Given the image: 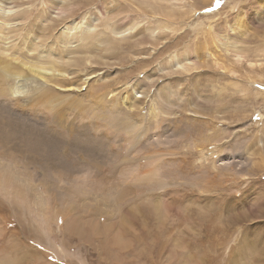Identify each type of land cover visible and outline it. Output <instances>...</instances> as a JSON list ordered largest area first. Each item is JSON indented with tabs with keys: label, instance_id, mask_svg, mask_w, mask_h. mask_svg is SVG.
<instances>
[{
	"label": "rangeland",
	"instance_id": "1",
	"mask_svg": "<svg viewBox=\"0 0 264 264\" xmlns=\"http://www.w3.org/2000/svg\"><path fill=\"white\" fill-rule=\"evenodd\" d=\"M26 3L0 48L69 49L77 90L0 100V264H264V0ZM32 122L59 141L25 159L6 135Z\"/></svg>",
	"mask_w": 264,
	"mask_h": 264
},
{
	"label": "bare ground",
	"instance_id": "2",
	"mask_svg": "<svg viewBox=\"0 0 264 264\" xmlns=\"http://www.w3.org/2000/svg\"><path fill=\"white\" fill-rule=\"evenodd\" d=\"M8 2H9V0H0V12L1 11H3V12H7V11L9 12L10 11L9 8L6 9L7 7L5 5V4H8ZM25 3H26V0H25ZM248 4H250V3L248 2ZM27 5H29V4L26 3L25 5H23V7H25ZM56 6H57V4L53 3V1H50L47 8L49 11L50 10L58 11L56 14H57V16H59L61 18H62V16H67V13L65 12V10L62 9V7H56ZM21 7H22V5H21ZM21 7L18 6L17 8H21ZM11 12H12V9H11ZM62 19H65V18H62ZM80 25H82V22L79 23L78 26H80ZM71 26L77 28L76 24L72 23ZM73 29H75V28H73ZM73 29L69 28V25H66L64 28H62V31H63L62 35L64 37H68V35L71 34L70 32L73 31ZM2 31H3L2 28H0V34H2ZM29 41L30 40L28 39V37L25 36V38L22 42H20V43H19V41L17 43L14 42L12 45V48L10 50V53L6 52L8 50H3L2 48H0V100L4 101L7 99H10V100L18 103L21 101L22 98H24L28 94L31 95V96H28L30 98L33 97V98L41 99V98H47L48 96L52 95V97H51L52 99H49V101L50 100H58V99L60 100V99H64L65 97H68V96H62V95H59L57 93H54L55 90H58L60 92L76 91L77 90L76 86H75L76 81H72L71 78H68L66 69L62 68V66H61L62 65L61 62L63 61V60H61L62 55L63 54H69L70 50L67 49V50L63 51L61 49L59 51V53H57L58 55H55L54 53H53L54 55L48 54L49 51L47 53L46 50L45 51L41 50L39 52H37V50H36V52H35L30 48L29 44L31 42H29ZM32 42H33V40H32ZM63 57H64V55H63ZM25 79H27L29 81L32 80L34 83L41 82L42 86H39V85L35 86V89H33L30 93L29 92L30 89H28L29 85L27 86V89H26V86H24L25 83L24 84L22 83L23 81L24 82L27 81V80L25 81ZM87 80H88V78H86L84 80V83ZM41 89H43V90L45 89L46 91L45 92H39V91H41ZM68 98L70 99V97H68ZM72 99L75 100L74 98H72ZM124 101L125 100L123 99V102ZM130 105H131V102L125 103L126 109H129ZM117 106L118 105L112 106V108H113L112 109V115L114 117H116L118 114V107ZM4 109H7V108H4ZM5 111H7V110H5ZM16 115H17V113L11 114V116H13L15 118L18 117ZM113 116H110V118L113 119ZM19 117L17 118V120L19 122L23 123L22 121H24V120H21V118L19 120ZM9 118L8 119L13 121V122H14V120H16V119H13L11 117H9ZM19 122H15V123H19ZM119 122L120 121H118V123ZM21 123H19V124H21ZM34 123L35 122H32L31 124L29 123L28 125H26V127H22V128L19 126V127H17L18 129H14L11 125L10 126L13 129L8 127L9 128L8 130H10L8 132L9 135L8 134L6 135L7 139L9 140V142H8L9 146L7 145L8 149L18 152L25 159L32 158L33 148L36 149V151H38L39 147H43V146H41L40 143H42V142H40V141L43 140L44 138L46 140H44L45 142L42 144L45 147L49 146V142L51 143V142L59 141L56 139V136L53 134V132L47 131V130L43 132V131L39 130V128H36ZM121 123H122V121H121ZM124 125H126V124H124ZM14 127H16V126L14 125ZM26 129H29L28 132H26ZM88 134H89V131H88V133L85 132L83 135H80L81 141L83 140V143H82L83 149L81 151H84L87 153V154H84L86 157H94V159L95 158L99 159L100 157H103V156L99 155V153H101L100 148H101V146H103L102 145V139L99 136H98L99 138L98 137L94 138V137L89 136ZM98 134H100V133H98ZM106 136H107V134H106ZM2 139H4V138H2ZM21 139H22L24 145L21 144ZM12 141H16V146H11ZM24 141H28V143H26ZM0 142H2L1 139H0ZM107 145L109 146L110 144H107ZM7 147H5V148L7 149ZM19 148L22 150H19ZM63 156L65 157L64 154H63ZM61 159H63V158H61ZM61 159H58L57 163L63 162ZM48 161H49V159H48ZM82 171L83 172H78L77 170H67V171H63V173H64V175L67 176V178L73 179L74 177L78 176V173H88V170L83 169ZM84 176L90 177L89 174H85Z\"/></svg>",
	"mask_w": 264,
	"mask_h": 264
}]
</instances>
